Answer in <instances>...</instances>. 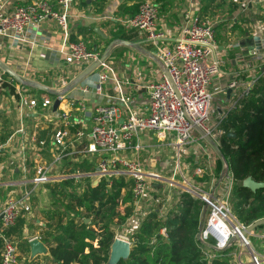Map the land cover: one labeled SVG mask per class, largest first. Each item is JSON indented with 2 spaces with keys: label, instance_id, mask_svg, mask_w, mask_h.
<instances>
[{
  "label": "built area",
  "instance_id": "2783aa9c",
  "mask_svg": "<svg viewBox=\"0 0 264 264\" xmlns=\"http://www.w3.org/2000/svg\"><path fill=\"white\" fill-rule=\"evenodd\" d=\"M53 1L55 6L47 0H34L24 5H12L9 0H0V55L21 46H28L32 50L39 41L45 44L50 40V34L43 31V24L53 21L59 32L55 50L57 58L51 69L66 64L73 73L70 77L54 80L48 86L61 91L80 72L98 61L102 53L89 49L82 40L70 39V23L83 16L81 12L74 11L75 0ZM139 3L135 15L125 16L119 22L127 32L135 31L152 46L153 56L162 67L160 71L155 69L154 77L145 80L142 69L131 55L123 69L117 70L109 53L93 71L94 78L81 82V98L76 99L70 92L56 96L34 95L28 87L16 83L8 75L4 76L6 73L0 69V89L7 91V86H13L18 96L20 116L23 110L39 108L42 116H48L49 122L54 125L50 138L32 140L38 150H48L51 162L36 166L37 177L31 180L33 185L23 188L18 197L0 199V264H18L17 247L3 231L13 226L23 214L30 212V199L36 184L49 180L53 175V166L69 158L94 162L95 169L93 172L75 170L60 175L59 179L71 177L79 180L92 176L94 185L101 178L117 174L132 179L133 213L123 223L124 232L116 234L114 238L131 244L132 233L140 227L151 210L157 207L158 212L163 214L181 193L186 192L209 208L205 224L200 230L199 242L215 251L224 250L235 242L234 261L248 264L241 259L239 248L250 249L247 235L251 233L245 239L240 236V231L247 226L239 223L230 206L231 174L226 172L220 177L224 184L220 187L214 184L210 170L208 172L204 166H197L193 175L198 182H193L187 175V165L183 159L186 156L183 155L190 151L200 158L209 153L207 145L215 152L205 136L219 144L222 120L264 75V27L254 24L251 28L255 31L253 36L260 37V48L252 45L249 51H241L236 56L240 64L252 66L251 70H255V73L243 84L242 89L237 79L227 83L225 89L234 92L233 97L229 106L220 109V113L215 116L211 112L214 89L210 87L213 79L220 75L222 65V60L216 54L215 21L209 17L199 18L198 0H186L182 20L176 26H167L162 21L159 4L154 0H140ZM116 7L117 4L111 5L105 18L118 20ZM37 38L39 41H36ZM0 59L9 66L12 56L5 55ZM35 69L27 63L22 68L23 72L12 70L24 80H32ZM128 72L131 74L128 75ZM90 89L98 97L92 106H89L86 98ZM140 91H144L147 96L144 106L134 96ZM55 99L59 105L65 104V108L57 107L53 111ZM18 131H25L21 122ZM26 147L25 142H20L21 151ZM165 151L170 153V157L163 161L160 171L151 163L145 166L142 155L154 158ZM208 181L211 185L206 189L204 183ZM160 233L164 235L165 229L161 228ZM33 238L37 237L29 240ZM253 253L252 260L260 264L255 259L259 254Z\"/></svg>",
  "mask_w": 264,
  "mask_h": 264
},
{
  "label": "trees",
  "instance_id": "16d2710c",
  "mask_svg": "<svg viewBox=\"0 0 264 264\" xmlns=\"http://www.w3.org/2000/svg\"><path fill=\"white\" fill-rule=\"evenodd\" d=\"M154 1L159 4L160 16L174 8L178 1L186 5V0ZM198 1L199 18L214 19L222 4L232 12L242 10L237 4L240 0ZM138 5H123L116 15L133 16ZM115 27L107 44L114 39L127 40L134 44L132 50H141L139 47L143 38L137 37L132 31L138 40L135 41L124 33L123 25L116 24ZM87 33L94 34L91 29L84 31V36ZM146 49L145 55L152 52L151 45L147 44ZM35 91L47 94L41 90ZM3 93L6 91L0 89V95ZM220 130L219 150H215L219 158L216 171L221 173V177L226 167V172L231 174L230 206L239 223L248 226L264 218V187L252 191L242 185L247 177L255 182H264V75L228 111ZM229 133L234 136H228ZM8 135L9 132L1 134L0 142L6 141ZM69 161L72 160L65 159L58 165L65 174L75 170L93 172L95 169L94 162L77 160L78 163L72 166L67 164ZM79 164L84 165V168L78 167ZM92 178L85 176L77 180L68 177L47 185L51 203L50 207L41 211L43 225L39 234L49 251L44 264H109L110 246L116 235L112 226L123 224L133 213V181L124 174H117L101 178L94 185ZM78 187L79 190H76ZM206 217L207 207L200 199L186 192L181 193L163 214L158 212L157 207L151 210L131 235L128 257L117 264H237L233 259L235 242L224 250L215 251L197 239ZM18 220L3 231L5 236L17 239L23 237V222L20 218ZM161 228L165 229L164 235L160 233ZM15 243L21 249V254L28 253L26 238ZM1 247L0 238V251ZM206 249L209 251L205 252ZM25 263L38 264L35 260H26Z\"/></svg>",
  "mask_w": 264,
  "mask_h": 264
},
{
  "label": "crops",
  "instance_id": "0c3cea01",
  "mask_svg": "<svg viewBox=\"0 0 264 264\" xmlns=\"http://www.w3.org/2000/svg\"><path fill=\"white\" fill-rule=\"evenodd\" d=\"M9 1L12 5H24L34 0ZM47 1L55 6V2L53 0ZM139 1L140 0H75L74 11L81 12L83 16L70 23V39L72 41L82 40L88 48L91 47L92 49L102 53L104 50L103 48H105V44L112 36V31L116 28V24L122 25L119 20L125 17L123 15H116L115 13L116 17L119 18L118 20L105 18L108 15L107 12L110 6L117 4L115 11L117 12L121 6L132 5L139 3ZM256 1L260 0H255V2ZM175 10L176 8L174 7L165 14L173 17L175 15ZM237 12L239 14L241 13V11ZM90 29L94 34L87 33L84 36L83 32ZM43 31L46 34H50V40H47L45 44L40 42L37 38L36 41L39 42L35 48H32V50H30L28 46H21L18 49H9V51L1 53L0 57L2 58L5 55L12 56V61L9 66L18 73L22 71V68H24L27 63H29L32 69L36 68V73L31 77V79L40 84L49 86L57 79L70 77L73 73L72 68L66 64H61V66L55 67V70L51 69L57 58V52L55 50L58 46L57 34L59 31L57 25L53 21H48L43 24ZM131 32L132 31L127 32L124 28V33L127 34L130 39H133L134 34ZM214 37L216 39V54L222 60V65L220 67L221 73L217 78L213 79V84L210 87V89H214V95L220 103V106L218 105V109L214 111L216 116V114L220 113V109H224L229 106L230 100L233 97L232 94L234 92L228 93L229 89H225L227 83L232 79H237L241 85L240 89H242L243 84L250 79L251 75L255 73V70L252 71V66H244L236 60L237 54L241 51L246 53V51L250 50L253 45V41L251 40L253 35L243 32V36L233 39V43L228 44L227 40L225 41V38H222L221 41L217 40L216 30L214 28ZM141 40V47H139L141 50L134 51L144 54V50L148 51V49H146L148 43H145L146 41L144 39ZM120 47L125 48L128 46H115L110 52V57L114 60L117 70L121 71L129 60L125 59L123 62H120V64H116V58L112 56V53H114L115 49ZM129 49L132 48L128 47L126 50ZM143 56L147 58L144 63L145 66H142L143 69L145 68L144 73L146 78L154 77V74H149V67H151L150 62H153L156 67L158 66L160 70L162 67L153 56L152 52L146 56L144 54ZM130 74L131 73L128 72V75ZM92 78H94V76L93 74H90L82 81H88ZM81 82L67 91V93L70 92V95L76 99L79 97L81 98V95H79V89L82 85ZM7 88L8 91L0 95V135L5 132H9L6 141L0 142V199L3 200L8 196L18 197L23 188L32 186L33 184L31 183V180L37 177L36 166L38 164L51 162L52 158L48 150H38L32 140L50 138L54 130V125L48 120L49 117H43L39 108L31 111L27 109L23 110V114L20 116V109L17 102L18 96L15 93V89L13 86H7ZM27 89L30 90V92L36 90L30 87ZM237 92H240V90H237ZM43 94L41 93V95ZM134 96L137 97L138 102H140L143 106L147 102V96L144 91L136 92L134 93ZM86 98L89 106H92L98 101V97L95 96L92 89L87 92ZM59 108H65V104H60L57 109ZM20 122L24 127V133H20L18 131ZM20 142H25L27 145V147L22 151L19 148ZM144 156L145 155H142L143 162ZM69 159L74 160L71 158ZM145 166L148 167V163H146ZM52 173L53 175L49 177V180L36 184L34 194L30 199V212L23 214L20 218L23 222V237L17 239L12 236V240L15 239V241H22L23 238H26L29 241L30 238L37 237L41 241L39 237L43 225V216L41 215V211L50 207L51 203L47 185H49L50 182L52 183L60 180V175H66L63 168L60 166H53ZM46 200L47 203L45 202ZM18 250L21 252V249L18 248ZM27 252L28 253L20 256L18 264H26V260H35L38 264H44L49 255V251L47 249V252L38 254L31 258L29 245Z\"/></svg>",
  "mask_w": 264,
  "mask_h": 264
},
{
  "label": "rangeland",
  "instance_id": "374dc122",
  "mask_svg": "<svg viewBox=\"0 0 264 264\" xmlns=\"http://www.w3.org/2000/svg\"><path fill=\"white\" fill-rule=\"evenodd\" d=\"M237 4H238V8L243 9V11L240 14L237 12V10L233 12L230 11L229 7L223 6L224 4H222L223 7L222 6L219 7V11H220L219 14L216 15L214 19H212L213 21H215V30H216L217 40L221 41L222 38H225V41L227 40V43L230 44V43H233L234 41L233 39H237L238 37L243 36V32L253 35L255 31H253L251 28L254 26V24L255 25L262 24L264 26V0H260L256 2L255 0H240V2H238ZM174 7L176 8V10L174 11L175 15L173 17H171L170 15H166L165 13L161 14V19L167 26H176L182 20L183 9H184L183 4L181 3V1H178L177 4L174 5ZM137 37L142 38L140 36H137ZM133 39H135V41H138L135 35ZM106 46H107V43L105 44V48ZM144 54L137 53L132 49L126 50L125 48L120 47L114 50V53H112V56L116 58L115 59L116 64H120V62H123L125 59L130 60L128 56L131 55V57L134 58L135 62H137L138 67L142 69L141 70L142 77L145 78L146 80V76L144 73L145 68L144 69L142 68V66H145L144 63L147 60V58L143 56ZM152 63L150 62L151 67H149V71H150L149 74H154L155 69L160 71V68L158 66L156 67V65L154 63L153 65ZM6 90L8 91V88ZM32 93L37 96L41 95L37 91H32ZM218 105L220 106L219 100L214 95L212 103H211V112H213V114H214V111L218 109ZM207 146L209 148V153L202 155L200 158L196 157L190 151H187L183 155V156H186L183 159L185 160V163L187 165V169H186L187 175L188 177L191 178V181L198 182L196 177L193 175L194 169L197 166H204V168H206L208 172L209 170L212 172L213 178H214V184L216 186L222 187L224 184L219 175L221 173L216 171L217 162L219 160L218 155L216 152H213V149L211 146L209 145ZM168 157H170V153L167 151L160 153L157 157H154V158L150 157V155H145L144 163L145 164L151 163L153 164L154 168L160 171L164 164L163 161L167 159ZM210 158L212 159L211 161H210ZM208 160H209V163H207ZM75 163H78L77 160H72V161L67 162L68 165H72V166H74ZM83 166L84 165L82 164L78 165V167L80 168H84ZM221 170H222V167H221ZM176 180H178V177L176 178ZM210 185L211 184L209 183V181L204 183V186L206 189H208ZM79 188L80 187H78L76 190H79ZM45 202L47 203V200ZM208 213H209V208L207 207V215ZM131 222L134 223V221H131ZM112 228L115 230L116 234H121L125 230V227L123 226V224L119 225L118 223L114 224ZM252 232L251 234L247 235L248 238H250V240H248L249 241L248 243L250 245L251 250L249 248H245L242 246H240L239 248V250H241V253H240L241 259L242 260L244 259L243 261H246L248 264H255V262L251 258L252 257L251 253L254 251L256 255L257 253L259 254V256L258 257L256 256L255 258L256 262L259 260L260 264H264V256H263L264 255V237H261V235L264 234V227L256 228ZM256 235H260V236L256 237ZM13 241L14 243L16 242L15 239ZM94 244H96V242H94ZM17 252H18V262H19L20 256L22 254L19 252L18 248H17Z\"/></svg>",
  "mask_w": 264,
  "mask_h": 264
},
{
  "label": "water",
  "instance_id": "95a60500",
  "mask_svg": "<svg viewBox=\"0 0 264 264\" xmlns=\"http://www.w3.org/2000/svg\"><path fill=\"white\" fill-rule=\"evenodd\" d=\"M253 41V45L256 48H260V37L259 36H253L251 38ZM118 45H123V46H128L131 48H134V44L127 41V40H118L114 39L111 40L104 51L102 52L100 59L87 68H85L82 72H80L64 89L61 91H55L49 88L48 86L44 84H40L38 82L32 81V80H24L19 76L15 71H13L7 64L3 62V60L0 59V69L3 70L8 76L13 78L15 82L18 84L34 88L37 90H41L51 96H56L60 94H65L67 91H69L72 87L80 83L86 76L90 75L93 73V71L99 66L100 62L104 61L111 50ZM167 75V73L165 72ZM168 76V75H167ZM231 90H228V93H230ZM59 105V101L57 99L54 100L52 109L53 111L56 110V108ZM228 136H234V134L229 133ZM205 139L215 148V150L218 152V144H216L209 136H205ZM226 173V167L223 169L222 176ZM221 176V177H222ZM242 185L245 187H248L250 190L255 191L258 188L264 187V182H255L252 180L250 177H247L243 180ZM87 221V220H85ZM264 226V218H260L255 220L254 222L250 223L244 230L240 231V236L245 239V236L248 233H251L253 230L256 228ZM200 232L197 234V239H199ZM234 237L232 241L235 239ZM29 244V251H30V257L33 258L38 254H42L47 252V247L38 239V238H33L28 241ZM130 253V243L126 242L120 238H114L113 242L111 243L110 246V252H109V264H117L119 260L125 259L128 257Z\"/></svg>",
  "mask_w": 264,
  "mask_h": 264
}]
</instances>
